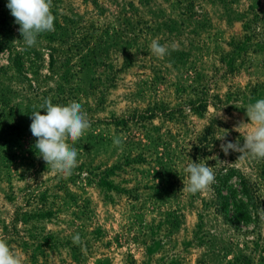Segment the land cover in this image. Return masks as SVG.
<instances>
[{"label":"rangeland","instance_id":"374dc122","mask_svg":"<svg viewBox=\"0 0 264 264\" xmlns=\"http://www.w3.org/2000/svg\"><path fill=\"white\" fill-rule=\"evenodd\" d=\"M7 2L0 238L21 264H264V159L226 156L216 139L226 129L242 145L246 108L264 99V0H52L55 30L30 48ZM153 40L169 54L155 56ZM46 98L80 103L91 122L69 141L68 176L30 131ZM191 162L238 168L258 196L255 222H225L212 186L189 194Z\"/></svg>","mask_w":264,"mask_h":264},{"label":"clouds","instance_id":"9594fccd","mask_svg":"<svg viewBox=\"0 0 264 264\" xmlns=\"http://www.w3.org/2000/svg\"><path fill=\"white\" fill-rule=\"evenodd\" d=\"M6 6L15 23L20 26L18 31L26 47L36 46L40 34L55 30L52 0H8ZM150 51L158 58L169 54L168 48L157 40L152 41ZM40 109L44 110V114L37 110L31 115L30 131L37 138L35 148L53 171L65 176L71 175L77 166L78 153L75 147L70 146L69 141L74 144L90 129L88 115L76 101L62 105L54 104L51 98H46ZM246 115L251 128L244 134L242 145L239 141L226 140V129L216 139L224 141L220 148L226 156L231 150L247 153L254 160L264 159V99H257L249 104ZM214 117L225 121L228 119L220 110ZM121 142L119 137L114 138L115 145L118 146ZM184 171L188 174V183L183 184V188L189 194L206 192L216 183V174L206 163L191 162L185 166ZM72 240L74 244H79L81 238L76 234ZM0 264H21L19 257L3 238H0Z\"/></svg>","mask_w":264,"mask_h":264},{"label":"trees","instance_id":"16d2710c","mask_svg":"<svg viewBox=\"0 0 264 264\" xmlns=\"http://www.w3.org/2000/svg\"><path fill=\"white\" fill-rule=\"evenodd\" d=\"M212 187L225 222L234 228L255 222L258 196L254 186L238 168L227 166L219 169Z\"/></svg>","mask_w":264,"mask_h":264}]
</instances>
